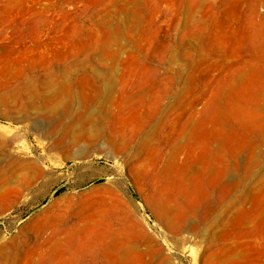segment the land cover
Instances as JSON below:
<instances>
[{"label": "rangeland", "instance_id": "rangeland-1", "mask_svg": "<svg viewBox=\"0 0 264 264\" xmlns=\"http://www.w3.org/2000/svg\"><path fill=\"white\" fill-rule=\"evenodd\" d=\"M0 264H264V0H0Z\"/></svg>", "mask_w": 264, "mask_h": 264}]
</instances>
